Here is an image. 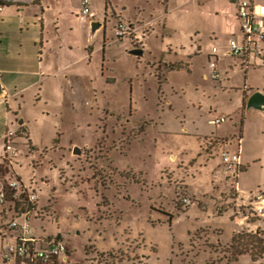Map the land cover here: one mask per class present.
<instances>
[{"label":"rangeland","instance_id":"374dc122","mask_svg":"<svg viewBox=\"0 0 264 264\" xmlns=\"http://www.w3.org/2000/svg\"><path fill=\"white\" fill-rule=\"evenodd\" d=\"M57 3L67 16L60 20L63 39L52 40L57 46L71 36L77 62L94 32L89 21L104 25L92 38L91 64L88 56L77 64L91 76L96 93L89 81L70 94L37 87L19 96V116L6 120L0 112V137L19 133L17 153L12 163H2L7 173L0 178L18 179L37 196L29 220L15 213L0 217V264L2 234L20 230H2L13 218L29 226L30 236L64 242L71 250L69 264H264L248 254L229 262L236 210L264 223L251 204L237 205L264 182V168L252 159L263 154L259 120H252L242 144L250 167L237 176L240 197L220 156L201 160L221 151L218 140L205 135L231 139L242 117L233 113L241 103L233 87H243L246 74L235 66L237 59L223 55L230 36L216 30V18L231 0H91L89 18L78 15L81 0ZM54 11L45 15L51 35L58 33ZM120 22L134 25L123 37L116 35ZM29 23L30 31L41 27L38 19ZM130 44L144 47L147 63L128 56ZM214 46L220 48V81L209 68ZM257 61L249 78L264 85L262 60ZM107 75L115 81L107 82ZM62 82L56 80L58 87ZM216 116L228 117L227 123L211 124ZM4 142L5 135L0 152Z\"/></svg>","mask_w":264,"mask_h":264},{"label":"crops","instance_id":"0c3cea01","mask_svg":"<svg viewBox=\"0 0 264 264\" xmlns=\"http://www.w3.org/2000/svg\"><path fill=\"white\" fill-rule=\"evenodd\" d=\"M56 1L58 2V0H37V1L13 0V2L9 3V5H5L4 8L0 11V88H1L0 112L5 111L6 120H9L8 119L9 117L13 118L14 113L16 116H19L20 114L19 112L21 109V105L19 103V96L24 94L26 90L32 88L39 87V90L42 91L44 88L48 86L57 89L58 88L62 89L65 91V93L70 94L76 91L78 83H80L81 81L82 82L89 81L88 83L89 88L92 89L93 92L96 91L95 87L92 86V84H90L92 82L91 76L88 73H86V71L83 68L82 69L79 68L77 64L78 63L82 64L83 61L87 60V56L89 61L88 65L91 64L93 58L92 53L94 52V47L91 44L92 38L93 36H95V34L99 32V30L104 25L103 23H98L99 27L92 33L90 30L91 24L93 25V23L95 22L91 23L89 21L88 28L90 27L89 32H91V34H89L90 37L88 38V41H85L83 45L84 56H82L77 62L74 58L72 59L74 49L71 43V41L73 42L71 36L70 37L67 36V38H64L63 41L59 42V44L57 45L59 46L58 49L57 46H55L54 41L52 40L54 37H57V39H61V36L63 35V29L62 31L60 30L61 29L60 20H62V17L65 18L66 20V16H67L66 7L59 6ZM256 2L264 5V0H256ZM231 3L232 4H230V7L226 9H221L222 17L217 16L216 30H217V34H221L224 32L226 35L230 36L228 40L227 49L223 52V55L225 57L230 56L232 58H235V60L237 59L239 62H235V66H240L241 70L246 74L244 86L233 87L236 88L239 92H241L240 106H238L233 113L239 114V112H241L242 117L240 119V122H235V127L237 128V134L231 137V139H229L228 136L215 135V133L212 135H205L203 139H205L206 137H212V139H217L219 142L218 143L219 145L217 147L219 148V151L220 150L221 151L219 155H216L209 160H206L205 156L202 155L201 160L203 162L209 163L210 161H215L220 156V163L223 165L221 159L222 151H229L231 153L241 152V158H242L241 173L242 172L245 173L248 172L247 166L249 168L250 164L247 163L246 160L244 161V157L242 156V144L246 140V134L247 136L248 133L250 134L249 131H250V127H252L253 119L259 120L258 135L260 142L262 144L263 154L262 157L260 158L252 157V159L253 162L255 163L260 162V164L264 168V107L263 109H256L247 106V102L250 96L254 92L260 91L264 94V85L253 83L252 79L249 78V74L251 73L250 68L251 69L257 68L258 66V61H257L258 57L262 60L261 65L259 67L264 68L263 66L264 43L259 44L256 48L257 50H253L246 58H239L229 55L228 52L229 42L231 38L241 37L240 29H239V21L237 19L236 0H231ZM13 6L17 7L18 10L15 11L14 8H12ZM31 6L33 7L32 13L29 11V7ZM51 8L55 10L54 12L57 15L56 17L57 21L54 25L58 33H56L55 35H51L50 33H48L45 24L46 23L45 15L47 11H49ZM90 8H91V1H90ZM30 14H33L32 18L30 17L31 16ZM71 14L72 16H74L73 15L74 13ZM78 15H80V12H78ZM89 17H93L92 10L90 15L87 16L86 18ZM29 19H38V21H40L41 23L40 29L35 30L33 28L30 31ZM106 22L107 21L105 20V24ZM129 26L131 27V29L134 27L133 24H130ZM137 29L140 30V28L137 27L135 28V31ZM216 30L213 32V35L215 36H216ZM132 45L130 44V46L127 47L128 56L134 57V59L137 60L136 63H142L143 61L147 63L148 58L147 59L144 58L142 60L145 53L144 47L140 48L143 49L142 55H134L131 53V51L135 49ZM214 48H217V53H213ZM200 49L201 46H198L197 51L199 52ZM198 52H196V54H198ZM208 58H209L208 62H209L210 70H211L210 60L215 58L218 60V64H219L218 69L220 71V58H221L220 48L214 46L209 52ZM60 79H63V82L61 83V85L59 84L58 87L56 80H60ZM106 79L107 82H111V83H112V79L113 81H115L114 78L108 75ZM129 80L130 82L133 81L132 78H130ZM13 101L15 104L12 103ZM15 105H18V107ZM17 109L18 111H16ZM246 113L249 119L248 117H246ZM230 120H232V118ZM227 121H228V117L224 123H227ZM209 122L211 121L209 120ZM224 123L213 124V125H221ZM19 124L21 126L22 132L26 133V121L24 119H21L19 120ZM4 135L6 134H4L3 132L2 137L0 138L2 139ZM234 143H235V147L233 146ZM228 175L231 179L230 174ZM221 181H223V178L221 179ZM233 182H235V180H233ZM237 184H238V178H237ZM240 189L242 190V188ZM259 192L264 194V182L262 183V185H260ZM240 195L241 193H239V197ZM253 195L250 194L249 196L245 197V199H240L241 197L240 198L238 197L240 202L237 205L239 206L242 204H246V205L251 204ZM237 213L238 210H236V216H235L236 219L233 220L235 224V227L233 229V234L236 232H240L242 229H245V227L246 228L250 227L252 229L251 231H256L258 229L264 231V223H262V221H260L259 219L254 221L251 220L248 215L242 213H239L238 215ZM2 235L3 237L6 238L3 244L5 246L8 243H13L21 235V232L18 231L10 235L8 234V232H6L3 233ZM70 256H71V250L69 252L68 261L66 264H69ZM263 259L264 257L261 260L254 262H261ZM18 263L19 262L17 260H13L10 262H5V261L3 262V264H18Z\"/></svg>","mask_w":264,"mask_h":264},{"label":"built area","instance_id":"2783aa9c","mask_svg":"<svg viewBox=\"0 0 264 264\" xmlns=\"http://www.w3.org/2000/svg\"><path fill=\"white\" fill-rule=\"evenodd\" d=\"M37 1V0H33ZM91 0H82L80 14L82 17H87L91 13ZM13 0H0V11L5 4H9ZM237 3V19L239 21L240 38L233 37L229 42V55L246 58L253 50H257L259 44L264 43V5L259 4L256 0H236ZM130 27L128 24L120 22L116 28V35L123 37L129 33ZM213 53H217V48L213 49ZM264 60V53H263ZM218 60L213 58L210 60L211 77L214 80H221V73L218 69ZM264 66V63H263ZM227 117L216 116L211 120L212 124H220L225 122ZM18 132L9 130L5 135L4 148L0 153V162L5 160L12 163V158L16 155L15 140ZM221 159L224 167L230 173V176L235 180L236 191L238 192L237 176L242 171L241 152L231 153L229 151L221 152ZM20 195L18 201L20 203H29L35 205L37 196L34 192H29L20 180H6L0 178V205H7L10 198H16ZM186 204H190L191 200L184 198ZM251 205L254 211L264 217V194L257 192L252 200ZM36 208V205H35ZM34 208L25 206L23 210L18 209V216L25 215L27 220ZM12 229L18 228L21 235L13 242L8 243L2 250V257L5 262L17 260L18 264H66L70 248L60 240L51 238L44 239L29 235V226L20 225L15 219L10 223Z\"/></svg>","mask_w":264,"mask_h":264},{"label":"trees","instance_id":"16d2710c","mask_svg":"<svg viewBox=\"0 0 264 264\" xmlns=\"http://www.w3.org/2000/svg\"><path fill=\"white\" fill-rule=\"evenodd\" d=\"M5 5H9V4H5ZM4 162H6V160ZM4 162L0 163V173H2L3 175L7 173V171L4 169V166L2 164ZM20 197H21L20 195H17L15 199L10 198L9 203L7 205H0V217H3V219L5 220L7 218L6 215L8 213H15V214L19 213L18 209L20 207L21 210H23L25 206H29L35 209V205L33 204H29L27 202L20 203L18 201ZM4 208H6V210ZM7 229H12V228L10 227V224L7 225L5 223L4 226L2 227V230H7ZM230 248L232 249V255H233V258L229 260V262L231 263L237 261L241 255H245V254L250 255L253 261L261 260L264 257V231L258 229L256 231L244 230V231L236 232L232 236Z\"/></svg>","mask_w":264,"mask_h":264},{"label":"water","instance_id":"95a60500","mask_svg":"<svg viewBox=\"0 0 264 264\" xmlns=\"http://www.w3.org/2000/svg\"><path fill=\"white\" fill-rule=\"evenodd\" d=\"M93 31H95L98 27L99 24L98 23H93ZM132 54L134 55H142L143 54V49L140 48H135L131 51ZM0 92H1V88H0ZM247 106L248 107H253L256 109H263L264 107V94L260 91H256L254 92L248 102H247ZM75 152L77 153V151L75 150Z\"/></svg>","mask_w":264,"mask_h":264}]
</instances>
